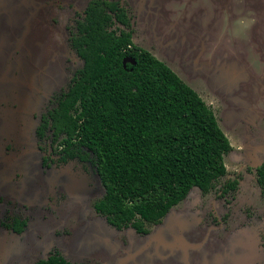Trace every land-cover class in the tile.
Segmentation results:
<instances>
[{
  "label": "rangeland",
  "instance_id": "rangeland-1",
  "mask_svg": "<svg viewBox=\"0 0 264 264\" xmlns=\"http://www.w3.org/2000/svg\"><path fill=\"white\" fill-rule=\"evenodd\" d=\"M75 1L80 9L87 2ZM21 2L23 10L0 16V141L8 138L14 147L0 158V222L20 209L27 225L21 233L0 226V264H33L54 250L73 263L264 264V195L248 174L228 205L215 197L219 186L207 195L194 187L160 224L139 234L113 227L94 211L103 194L96 174L94 182L88 172L74 175L68 168L42 166L34 139L37 106L26 118L13 112L16 83L2 74H9L12 59L20 57L21 74L34 87V79L47 86L55 82V91L73 74L66 59L73 58L75 68L82 61L69 47L67 12L57 22L53 16L60 9L55 13L42 0ZM13 4L7 1L4 11H13ZM137 11L134 32L140 46L148 48L146 41L150 49L160 48L163 53L156 57L197 92L204 94L203 81L209 90L217 87L222 107L215 115L229 139L254 130L247 119L264 132V0H152ZM28 19L25 36L28 31L21 28ZM23 39L26 45L19 51ZM217 39L213 51L199 50L203 41L208 46ZM25 90L32 99L40 97L35 88ZM243 151L225 155L231 174L238 168L246 172L264 158L258 149ZM47 198H53L52 206Z\"/></svg>",
  "mask_w": 264,
  "mask_h": 264
},
{
  "label": "trees",
  "instance_id": "trees-1",
  "mask_svg": "<svg viewBox=\"0 0 264 264\" xmlns=\"http://www.w3.org/2000/svg\"><path fill=\"white\" fill-rule=\"evenodd\" d=\"M107 8L95 1L86 6L72 38L83 64L53 121L56 134L67 136L66 151L91 155L104 188L94 210L117 229L147 234V225L159 224L192 188L206 193L215 186L232 147L192 87L134 45L128 32L110 29ZM116 16L126 21L123 12ZM257 172L264 186V163ZM34 264L85 263L55 254Z\"/></svg>",
  "mask_w": 264,
  "mask_h": 264
},
{
  "label": "flooded vegetation",
  "instance_id": "flooded-vegetation-1",
  "mask_svg": "<svg viewBox=\"0 0 264 264\" xmlns=\"http://www.w3.org/2000/svg\"><path fill=\"white\" fill-rule=\"evenodd\" d=\"M91 1L100 2L105 6V8H107V6L105 5L106 3L112 4V7L114 8L113 10H110L109 8H107L108 12L112 15V19H113V21H112L113 23H112L110 29H114L117 34H119L120 31H122V30L125 32H128L130 34V39L134 45H136L139 48H142V49L149 51L155 57H156V55H161L163 53V51L158 47L157 48L153 47L152 48L153 50H152L149 48L148 42L142 41V43L146 44V46L149 49L144 48L138 44V42L136 41V37H135L134 31H135V25L137 22L136 18H137L138 7L141 8V11H143L144 7L147 8V2L149 5V3L152 0H132V2H130V3L128 0H87L86 4L83 5V7L81 9L79 8V6H77V2L75 0L74 1L71 0L67 3L64 0H42V2L45 3V6L48 5L49 7H51V5H52V7H55V13H56V8H58L62 11L61 14L60 13H59V15L57 14L58 16H56V14H54V16H53V19L56 20L57 22H59L60 19L64 18L63 16L65 15V12H67L68 19L66 22V29H67V33H68L67 40L69 42V47L71 50H73L76 53V55L82 61V63L80 64L79 67L75 68L76 62H74V59L73 58L72 59H66L67 60L66 62H68L66 69L68 71L73 70V71H71L73 74L70 76V78L66 79L67 81H66L64 86L63 85H60V87L58 86L57 90H55V91H53V89H51V88L49 89V87L45 86V84L42 82L39 85H35L36 87H32V89L35 88L36 91L40 94L39 98H38V96L33 97V106H35V104L37 106V108H35V110H34V115H33L34 119L37 120V123L35 125V131H34L35 147L37 149V153H39V157H40L42 166L51 165V166H55V167L68 168L69 170H71V172L74 175H77L79 173L88 172L89 175L93 177L92 180L94 182H96L94 179V176H95V174H96V176H98V173L96 171L95 165L93 164V162L91 160V155H88V158H86L84 156L86 151H87L86 149H82L77 154H73V155H71V153H69V151H66V143L64 142V140L66 139L67 136L64 133L56 134L57 133V130L55 127L56 125H54V121H53L55 109L57 108L60 101L64 98L65 94L67 93L74 73H76V71L79 70L83 64V59L78 55L76 50L73 48L72 38L74 36V33H76L78 23L80 21H82V19L85 17L86 6ZM63 3L66 4V6L63 5ZM42 8L44 9V6L39 8L37 14L40 13L39 11ZM120 12H123V14L125 16V20H126L125 22H122L116 16ZM29 17H32L31 14L29 15ZM219 36L220 35H217V37H219ZM220 40L221 39L212 40V42L209 43L208 46L206 45V41H203L202 44L199 45L198 48H199V50H203V47H204V50L207 49L209 51H213L217 47V45L220 43ZM206 76H208V75H205V77ZM206 83H207V81H203L202 88H204V89L202 90V92L207 94L212 99L213 103L215 104V110L214 111L216 113V110L219 107L220 108L222 107L221 93L218 92V90H216L217 87L214 88L213 90H209V87L206 88ZM42 102H43V105H42ZM15 107H16V105H15ZM256 117H258V116H256ZM246 121L248 123V127H250L249 129L250 130L254 129V130H252V132H250V133H242L240 135L238 134V138L232 137V139H229V137H227L230 144H231V147H232L228 153H230V152L233 153L235 151L237 153H239V152L244 153L243 150L237 151L236 148L234 147V145L240 144V145H242V149L243 148L244 149H246V148L247 149L248 148L258 149L259 151H261L264 154V132L257 129V127H256L257 121L256 120H253V122H252V120L247 119ZM11 142L12 141L8 140V138L7 139L3 138V140L0 141V158L6 156L9 152H14V147L11 145ZM263 163H264V158L254 168H248L247 169L248 171H246V172H242V169L238 168V169H236L234 174H231V169H229L228 164L225 162V166H226L225 175L222 176L216 182L215 186L212 187L208 192L204 193L201 190H198V192L201 195H207V194L211 193V191L215 190L217 188V186H219L217 189V192L215 193V197H216V199L218 198V200H222L226 205H228L230 203V201L228 199H232L234 201L235 198H237V196L239 194L240 187H241V181H242L243 176L249 175V177L254 178L255 184L258 187L260 193L264 195V186H262L259 183L258 172H257L258 168ZM98 178H99V176H98ZM101 185H102V183H101ZM232 185H234V186H232ZM103 193H104V188H103ZM52 199L53 198H47L46 199L47 204H49L50 206L53 205ZM24 209H26V206H24ZM15 211L17 213L12 215V216H10V215L6 216L5 215L4 219L0 222V226H2L3 228L9 229L15 233H21L27 225V219L25 217H23L20 209H14V212ZM243 218L244 217H242V219ZM243 222H244V220H243ZM154 225L155 224H151V225L148 224L147 228L150 230L151 227ZM125 228H131V227H125ZM125 228H122V229H125ZM131 229H133V228H131ZM139 234H141V233H139ZM257 236H260V234ZM55 254L63 255L58 250H54L52 252H49V254L46 258H48L51 255H55ZM46 258H44V259H46ZM39 260H42V259H39ZM39 260H37V261H39ZM85 264H89V263H85Z\"/></svg>",
  "mask_w": 264,
  "mask_h": 264
},
{
  "label": "water",
  "instance_id": "water-1",
  "mask_svg": "<svg viewBox=\"0 0 264 264\" xmlns=\"http://www.w3.org/2000/svg\"><path fill=\"white\" fill-rule=\"evenodd\" d=\"M7 1H10V0H0V16L2 15V14H4V13H6L7 15H10V16H12V14H13V12L14 11H21V10H23L24 8H25V6L24 5H22V2H21V0H12L13 2H14V4H13V8H12V10L13 11H10V12H6V11H4V8H6V2ZM19 5V6H18ZM21 16L19 15V16H17V18L19 19ZM30 24H31V20L30 19H28L24 24H23V27L21 28V29H23V28H25L28 32L27 33H25V36L29 33V30H30ZM26 37H24V39H25ZM24 39H23V43H22V45H20L19 47H18V50L19 51H21L20 49H22L23 50V47H24V45H26L25 44V41H24ZM4 41H3V39L2 38H0V48H2L1 46H3L4 45V43H3ZM0 51H2V49H0ZM126 61H131L132 63H133V61L131 60V59H129V58H127V59H124L123 60V62L125 63ZM12 63H13V67L11 68L12 70H10V73L8 74L7 72L6 73H4V74H2V77H5V80H6V78H7V81H8V83L10 82H14V83H16V84H14V91H15V100H16V103L18 104V107H17V104H16V107H14V109H13V112H15L18 116L21 114V113H23L24 112V116H23V118H26L27 116H26V114H29V113H31V111L33 110L32 108H33V99L32 98H30V96H28V94H27V90H25V87L26 86H28V87H34L33 85H32V83L33 82H31L28 78H26L25 76H23L22 74H21V70H22V67L24 66L23 65V58H20V57H14V59H12ZM176 73V72H175ZM35 74V73H34ZM35 78V77H34ZM3 81V82H6V81ZM35 80V82H34V84L35 85H38V83H41V82H37L36 81V79H34ZM45 86H47L46 84H45ZM48 86H50V88L51 89H53V88H56L57 87V85H56V83L54 82L53 84H51V85H48ZM16 88V89H15ZM18 88V89H17ZM49 88V89H50ZM54 90V89H53ZM17 92H20V96L18 95V93ZM10 93V92H9ZM32 101V102H31ZM1 106V105H0ZM35 106H36V104H35ZM217 119V118H216ZM36 123H37V120H35L34 119V129H35V125H36ZM219 124V123H218ZM220 126V125H219ZM221 128V127H220ZM32 129H33V127H32ZM31 129V130H32ZM223 131V130H222ZM224 132V131H223ZM225 134V133H224ZM226 135V134H225ZM227 136V135H226ZM191 191V190H190ZM192 192V191H191ZM190 193V192H189ZM188 193V194H189ZM188 196V195H187ZM186 196V197H187ZM185 197V198H186ZM184 198V199H185ZM183 199V200H184ZM181 202V201H180ZM179 202V203H180ZM178 203V204H179ZM178 204H176L175 206H177ZM175 206H173L170 210H172ZM169 210V211H170ZM168 211V212H169ZM168 214V213H167ZM166 214V215H167ZM166 215L163 217V219L166 217ZM162 219V220H163ZM106 220V219H105ZM161 220V221H162ZM161 223V222H160ZM159 223V224H160ZM157 225V224H156ZM150 235V234H149Z\"/></svg>",
  "mask_w": 264,
  "mask_h": 264
},
{
  "label": "crops",
  "instance_id": "crops-1",
  "mask_svg": "<svg viewBox=\"0 0 264 264\" xmlns=\"http://www.w3.org/2000/svg\"><path fill=\"white\" fill-rule=\"evenodd\" d=\"M204 93V92H203ZM198 94L202 97V99L209 105L212 107L213 111L215 110V107H214V103L212 101V99L207 95V94H202L201 92H198ZM208 100V101H207ZM215 113V111H214ZM216 114V113H215ZM216 116V115H215Z\"/></svg>",
  "mask_w": 264,
  "mask_h": 264
},
{
  "label": "clouds",
  "instance_id": "clouds-1",
  "mask_svg": "<svg viewBox=\"0 0 264 264\" xmlns=\"http://www.w3.org/2000/svg\"><path fill=\"white\" fill-rule=\"evenodd\" d=\"M234 147L236 148L237 151H242L243 150L242 149V145H240V144H236V145H234Z\"/></svg>",
  "mask_w": 264,
  "mask_h": 264
}]
</instances>
